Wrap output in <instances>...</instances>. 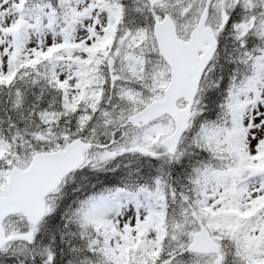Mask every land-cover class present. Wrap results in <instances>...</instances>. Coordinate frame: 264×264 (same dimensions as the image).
Returning a JSON list of instances; mask_svg holds the SVG:
<instances>
[{
    "label": "snow or ice",
    "instance_id": "snow-or-ice-1",
    "mask_svg": "<svg viewBox=\"0 0 264 264\" xmlns=\"http://www.w3.org/2000/svg\"><path fill=\"white\" fill-rule=\"evenodd\" d=\"M0 264H264V0H0Z\"/></svg>",
    "mask_w": 264,
    "mask_h": 264
}]
</instances>
